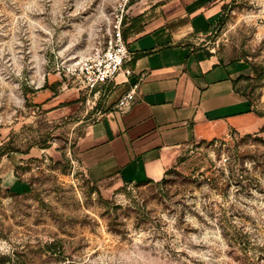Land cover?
<instances>
[{
  "label": "rangeland",
  "instance_id": "1",
  "mask_svg": "<svg viewBox=\"0 0 264 264\" xmlns=\"http://www.w3.org/2000/svg\"><path fill=\"white\" fill-rule=\"evenodd\" d=\"M172 2L0 0V155L22 156L20 186L0 188V264H264V126L189 146L161 181L94 182L81 161L107 95L70 67ZM190 37L243 65L264 116V0H234Z\"/></svg>",
  "mask_w": 264,
  "mask_h": 264
},
{
  "label": "crops",
  "instance_id": "2",
  "mask_svg": "<svg viewBox=\"0 0 264 264\" xmlns=\"http://www.w3.org/2000/svg\"><path fill=\"white\" fill-rule=\"evenodd\" d=\"M233 1L173 0L166 18L128 40L134 69L142 75L138 99L127 109L117 107L128 88L120 75L104 111L89 125L79 147L92 181H161L189 146L264 126L240 86L243 65L190 37L219 24ZM21 159L14 152L0 155V188L20 186Z\"/></svg>",
  "mask_w": 264,
  "mask_h": 264
},
{
  "label": "built area",
  "instance_id": "3",
  "mask_svg": "<svg viewBox=\"0 0 264 264\" xmlns=\"http://www.w3.org/2000/svg\"><path fill=\"white\" fill-rule=\"evenodd\" d=\"M134 58L135 52L125 39L121 25H116L104 48L72 65L69 75L80 81L89 95L101 92L107 95L120 83L118 77L124 76L122 82L128 84V88L117 102V107L124 110L137 101L141 87L142 75L134 69Z\"/></svg>",
  "mask_w": 264,
  "mask_h": 264
},
{
  "label": "trees",
  "instance_id": "4",
  "mask_svg": "<svg viewBox=\"0 0 264 264\" xmlns=\"http://www.w3.org/2000/svg\"><path fill=\"white\" fill-rule=\"evenodd\" d=\"M124 37L126 38V35L124 34ZM264 128V127H263Z\"/></svg>",
  "mask_w": 264,
  "mask_h": 264
}]
</instances>
